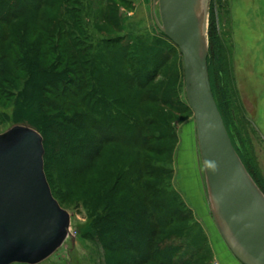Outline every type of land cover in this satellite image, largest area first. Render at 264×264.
Listing matches in <instances>:
<instances>
[{"label":"rangeland","instance_id":"rangeland-1","mask_svg":"<svg viewBox=\"0 0 264 264\" xmlns=\"http://www.w3.org/2000/svg\"><path fill=\"white\" fill-rule=\"evenodd\" d=\"M11 2L16 9H0V134L22 126L41 136L51 194L70 217L67 239L40 264H108L113 257L131 264L137 254L122 251L115 227L122 216L114 204L126 196L141 202L135 216L157 229L146 264L159 256L165 264H217L209 237L220 235L182 57L156 27L153 0ZM205 4L215 94L229 104L228 133L264 193V0ZM103 95L114 104L107 113L92 105ZM75 117L78 127L70 124ZM107 137L113 142L98 146L97 158L81 161L87 169L68 177L63 151Z\"/></svg>","mask_w":264,"mask_h":264},{"label":"water","instance_id":"water-1","mask_svg":"<svg viewBox=\"0 0 264 264\" xmlns=\"http://www.w3.org/2000/svg\"><path fill=\"white\" fill-rule=\"evenodd\" d=\"M155 1L156 27L182 57L216 229L240 264H264V195L241 162L212 94L201 0ZM43 156L36 131L16 126L0 134V264H40L69 235L70 217L51 194Z\"/></svg>","mask_w":264,"mask_h":264},{"label":"trees","instance_id":"trees-1","mask_svg":"<svg viewBox=\"0 0 264 264\" xmlns=\"http://www.w3.org/2000/svg\"><path fill=\"white\" fill-rule=\"evenodd\" d=\"M2 1H3V3L0 5V9H4L7 6H8L7 8H9V7L12 8V6L15 9L17 8V6H16L17 4L12 3L11 0H2ZM166 39L169 40L168 38H166ZM210 49H211V42H210ZM213 52L214 51L211 52V50H210L209 54H212ZM145 58H148V57H145ZM131 63H132V61H131ZM207 68H208V75H209V81H210V85H211L212 94H213V97L215 99L218 111H219L221 119L223 121V124H224V126L228 132L227 123L225 120L227 118V108L229 107V104L226 103L225 101H223V99H221L220 97L217 98V95L215 94V83H214V77H213L214 71H213V67H212L210 61H207ZM79 85H82V84H79ZM82 86L78 87L77 90L80 91ZM96 103L92 104V105L96 106L94 108H97V106H99L98 109L102 108V110L105 113H107L109 110V108H107L109 103L113 104V102L109 100L107 95H103V97L100 96L99 100ZM98 104H100V105H98ZM113 106H114V104H113ZM118 111H120V110H118ZM116 116H117V114H116ZM106 117L109 118V114ZM110 119H111V121H114V119L112 117H110ZM77 123L80 125V118L79 117H75L74 120L70 124L78 127L79 125ZM109 126L113 127L112 124H109ZM79 129H81V128L79 127ZM71 131H72L71 138L73 139V135H74L75 136L74 140H76L77 135H78L77 134L78 133L77 128H76V130H75V128H72ZM228 135H229V133H228ZM229 137H230V135H229ZM231 141H232V139H231ZM92 142H93V140L91 138H87L84 146L80 147V146H82V143L79 140V142H77L75 147H73L67 151H63V154L66 153V155L64 156V159L67 160L66 174L68 177L74 178V177H77L80 173L84 172L85 169H87V168L85 166H83V167L81 166V161L84 159L83 162H87V161L90 162L93 159L97 158V156L99 155L98 146H101L104 144H110L111 142H113V140L111 138L107 137V139H104V140L102 139L101 142H99V143L93 142L94 143L93 144ZM73 144H75V141L73 142ZM232 144H233L241 162L243 163L245 169L247 170L248 174L250 175L252 180L255 182V184L258 186V188L260 189L261 187L259 185V181L255 178V175H253L250 172L251 170L249 168H247L246 165L244 164V161L242 160V157L240 156L239 152L237 151V148L235 147L233 141H232ZM86 152H87V155H85ZM71 180H73V179H71ZM143 189H144V187H143ZM109 190H110L108 192L109 194L106 196V201H108L109 203L112 204V200L110 199L109 195L111 194V192H113V186L110 187ZM260 191H261V189H260ZM130 201H131V197L129 198L126 196L124 199H121L118 202V204H114L116 208L118 207L117 210L119 212V215L122 216L118 220V225L115 224V227L117 226L118 228L122 229L121 232L118 233L121 235L118 237L116 236L117 237L116 239H117V242H119L121 244V246L124 248L122 250L123 252L124 251H126V252L130 251L131 253L134 252L137 254V258L134 259L133 261H131V264H146L147 262L152 260L153 255L155 254V253H153V252H155V251H153V249H154V243L153 242L155 241L154 238L157 236V229L156 230L154 228L151 230L148 229L147 224L145 225L142 222V220H141L142 218H140V220H139V218L135 216V214L138 213L137 210H138V207L141 206V202H139V200H138L139 203H135L133 205L132 202H130ZM128 206L131 208V210H134L133 213H131V216H130V214H129V216H126V214L128 213L126 211L128 209L127 208ZM148 213H149V211H147L146 215H148ZM139 214L142 215V213H139ZM139 214H137V215H139ZM168 224H172V223H168ZM168 224H166L167 227H168ZM166 225H164V226H166ZM155 226H157V228L163 227L161 221L156 222L154 227ZM123 228L125 229V231H123ZM110 230H111V228L109 229V231ZM135 234H136V237L134 239L135 243H131L130 241H132V237ZM142 239H143V241L146 240V242L144 243L142 241ZM104 246H105L104 250L107 251L110 254V256H112L113 251H111L110 246L109 245H107V246L104 245ZM111 246H112V244H111ZM170 251L174 252L175 250L173 248H171ZM156 255H158V254H156ZM163 258L164 257L160 258V256H159V259L157 258L155 261L158 264H165ZM109 260L110 261H108V264H125L124 262H122V263L118 262L115 257H113Z\"/></svg>","mask_w":264,"mask_h":264},{"label":"crops","instance_id":"crops-1","mask_svg":"<svg viewBox=\"0 0 264 264\" xmlns=\"http://www.w3.org/2000/svg\"><path fill=\"white\" fill-rule=\"evenodd\" d=\"M194 212H195V209H194ZM214 237L212 238L209 237V244L211 247V253L213 255V258L216 260V263L217 264H240L229 252L224 242L222 241L221 237L218 236L219 238H216V239Z\"/></svg>","mask_w":264,"mask_h":264},{"label":"bare ground","instance_id":"bare-ground-1","mask_svg":"<svg viewBox=\"0 0 264 264\" xmlns=\"http://www.w3.org/2000/svg\"><path fill=\"white\" fill-rule=\"evenodd\" d=\"M205 1L206 0H201L200 2V8H201V14H202V20H203V33H204V36H206V18H205V15H204V10H205ZM156 6H157V2L155 1L154 3ZM157 12H158V7H157ZM157 21L160 22V18H159V13H157V16H155ZM155 21V20H154Z\"/></svg>","mask_w":264,"mask_h":264}]
</instances>
